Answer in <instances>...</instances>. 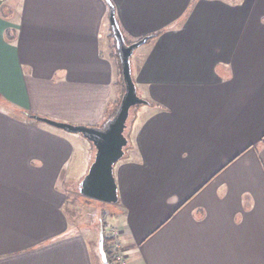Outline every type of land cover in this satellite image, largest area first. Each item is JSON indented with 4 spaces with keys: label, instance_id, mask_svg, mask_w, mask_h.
<instances>
[{
    "label": "crops",
    "instance_id": "1",
    "mask_svg": "<svg viewBox=\"0 0 264 264\" xmlns=\"http://www.w3.org/2000/svg\"><path fill=\"white\" fill-rule=\"evenodd\" d=\"M109 3L148 36L114 169L126 264H264V0H0V264H104L79 192L96 149L32 115L117 109Z\"/></svg>",
    "mask_w": 264,
    "mask_h": 264
},
{
    "label": "water",
    "instance_id": "2",
    "mask_svg": "<svg viewBox=\"0 0 264 264\" xmlns=\"http://www.w3.org/2000/svg\"><path fill=\"white\" fill-rule=\"evenodd\" d=\"M109 6L110 24L116 40L124 83V92L114 114L101 126L74 124L39 115L32 117L64 131L81 134L93 143L96 149L94 159L79 182V192L91 199L117 203L119 193L114 169L116 163L125 156L126 148L130 146L129 119L136 106L148 103L138 93L131 58L135 50L147 41L148 36L127 42L116 19L114 6L111 3ZM100 247H103L102 240ZM103 261L104 264H109L105 254Z\"/></svg>",
    "mask_w": 264,
    "mask_h": 264
},
{
    "label": "rangeland",
    "instance_id": "3",
    "mask_svg": "<svg viewBox=\"0 0 264 264\" xmlns=\"http://www.w3.org/2000/svg\"><path fill=\"white\" fill-rule=\"evenodd\" d=\"M113 51L115 52L114 48H113ZM137 51L138 50H136L134 55H133V61H134L135 54L137 53ZM111 60H112L113 66H114V73H115V75L117 74L119 79H120V74L121 73H120V65H119L118 58L116 59V58L113 57ZM123 92L124 91H121L122 94H123ZM116 107H117V105H116ZM142 107H145V106L143 104H141V105L136 106L133 109V111L131 113V116H130V119H129V126H130V124L132 122V118L134 116V110L137 109L139 111V109L142 108ZM80 197H81V210L85 213V214H83L84 220L88 219V215H89V213H91L89 215L90 216V218H89L90 222H94L95 221L97 223V226H99V228H101L100 224L102 225L103 221H102V219L100 217L104 215V216H106L104 218H105V223L107 224V230L109 232H111L113 235L117 236L116 228L113 226L117 222V218L116 217L118 215H120V211L117 208L118 207L117 204H115V203H106V202H102V201H98V200H95L94 201L95 204H92L93 200H89V199L85 198L82 195ZM92 213H94V214H92Z\"/></svg>",
    "mask_w": 264,
    "mask_h": 264
},
{
    "label": "trees",
    "instance_id": "4",
    "mask_svg": "<svg viewBox=\"0 0 264 264\" xmlns=\"http://www.w3.org/2000/svg\"><path fill=\"white\" fill-rule=\"evenodd\" d=\"M13 32L14 31L7 30V36L9 37V39H13L15 37ZM126 41L130 42L129 40H126ZM114 50H115V55H117L119 58V54H118V50H117V46H116V40H114ZM119 65H120V73H121L119 81H120V85L123 89L122 91H124V83H123V78H122V68H121L120 58H119ZM120 99L118 101L117 107L119 105ZM114 112H115V110H114ZM113 113H112V115H113ZM116 239H117V236H115L111 232H109L107 230V224H104L100 240H102V243H103L102 252H103V254L106 255L109 264H115V256H114L113 250H112V243H114L116 241Z\"/></svg>",
    "mask_w": 264,
    "mask_h": 264
},
{
    "label": "built area",
    "instance_id": "5",
    "mask_svg": "<svg viewBox=\"0 0 264 264\" xmlns=\"http://www.w3.org/2000/svg\"><path fill=\"white\" fill-rule=\"evenodd\" d=\"M112 250L115 256V264H126L125 253L119 241L116 240L112 243Z\"/></svg>",
    "mask_w": 264,
    "mask_h": 264
}]
</instances>
